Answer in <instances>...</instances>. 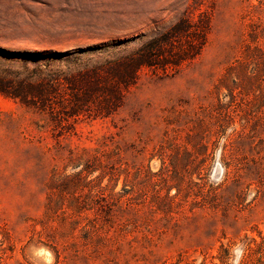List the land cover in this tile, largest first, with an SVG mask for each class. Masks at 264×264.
I'll return each instance as SVG.
<instances>
[{
	"label": "rangeland",
	"instance_id": "rangeland-1",
	"mask_svg": "<svg viewBox=\"0 0 264 264\" xmlns=\"http://www.w3.org/2000/svg\"><path fill=\"white\" fill-rule=\"evenodd\" d=\"M189 3L0 0V264H222L214 258L222 245L228 248L226 264H239L245 238L260 240L264 199L256 184L245 190L242 205L226 213L185 206L175 220L159 213L148 222L144 211L127 213L125 218L138 219L137 228L123 235L111 229L113 252L101 257L84 249L82 229H53L47 213L53 175L80 171L95 150L119 145L129 149L124 160L130 167L158 171L161 158L150 160L152 155L166 138L186 143L190 129L217 104L216 85L226 69L244 61L246 46L252 49L248 72L236 67L230 82L239 84L236 92L250 93L241 101L244 120L236 117L210 143L203 182H223L221 151L242 122L264 154V77L258 79L264 0L191 3L192 22L206 12L211 19L201 54L175 69L140 68L145 46L175 24ZM175 41L180 46L187 39ZM220 99L230 102L227 89ZM107 103L120 107L109 117L97 116ZM124 181L122 176L116 192ZM233 197L229 191L225 202ZM53 247L60 250L59 260Z\"/></svg>",
	"mask_w": 264,
	"mask_h": 264
},
{
	"label": "trees",
	"instance_id": "trees-1",
	"mask_svg": "<svg viewBox=\"0 0 264 264\" xmlns=\"http://www.w3.org/2000/svg\"><path fill=\"white\" fill-rule=\"evenodd\" d=\"M198 2L199 0H191L192 4ZM191 3L188 4L186 13L175 24L155 38L157 40L145 46L140 54L143 60L140 68L175 69L193 61L201 54L208 40L211 19L206 12L199 16L197 22H192L188 15ZM180 37H185L187 41L176 46L174 42ZM166 45L169 46L166 48ZM251 51V47L246 46L244 61L237 60V66L226 69L216 85L217 104L209 110L198 127L190 129L186 143H177L176 138H166L160 153L152 155L150 160L155 156L161 158L158 171H151L150 166L130 167L124 160V155L129 149L124 150L117 145L113 149L95 150L93 159L88 160L76 173L65 176L54 174L52 194L47 204L49 218L56 224L53 229H82L84 249L90 251L91 255L101 257L106 250L113 252V249L108 248L111 243H115L112 242L113 237H109L111 229H119L120 235H123L127 233V229L137 228L138 219L125 218L127 213L134 212L137 216L144 211L142 217L145 222H148L150 215L159 213H162L167 221L175 220L173 215L180 213L185 206H189L191 212L210 209L226 213L230 208H238L243 204L245 190L253 184L257 186V196L264 199V154L256 151L254 136L246 133L244 122L241 124L242 128L235 129L223 145V182L218 187H208L203 182V174L210 157V143L214 144L213 139L220 138L228 125L235 122L236 117L244 120L240 114L244 112V102L241 101L246 94L248 99L250 93L244 94L242 90L236 92L240 88L239 84L232 87L230 82L235 81H232L231 73L236 67L245 69V73L248 72ZM255 51L262 54L260 48ZM261 64L263 65L258 78L260 80L264 77V58ZM223 89H227L230 96L228 104L220 99ZM255 92L253 91V95ZM106 106L97 116L109 117L120 107L119 103H107ZM260 141L263 142L264 139L261 138ZM96 173L99 175L94 177ZM122 176H125L124 186L116 192ZM195 176L199 181L194 180ZM106 179L108 183L104 185ZM129 183L131 187H128ZM229 191L233 192L234 197L225 202ZM259 237L260 240L255 237L245 238L246 243L239 264H264V234L261 231ZM53 248L59 260L60 250ZM227 255L228 248L222 245L219 255L214 258L226 264ZM182 263L183 260H179V264Z\"/></svg>",
	"mask_w": 264,
	"mask_h": 264
}]
</instances>
